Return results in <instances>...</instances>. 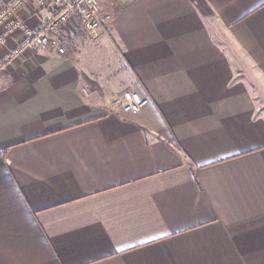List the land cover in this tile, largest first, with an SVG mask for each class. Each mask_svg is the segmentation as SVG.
<instances>
[{
	"label": "crops",
	"instance_id": "obj_1",
	"mask_svg": "<svg viewBox=\"0 0 264 264\" xmlns=\"http://www.w3.org/2000/svg\"><path fill=\"white\" fill-rule=\"evenodd\" d=\"M98 1L0 71V264H264V0Z\"/></svg>",
	"mask_w": 264,
	"mask_h": 264
},
{
	"label": "built area",
	"instance_id": "obj_2",
	"mask_svg": "<svg viewBox=\"0 0 264 264\" xmlns=\"http://www.w3.org/2000/svg\"><path fill=\"white\" fill-rule=\"evenodd\" d=\"M29 0H9L0 7V71L14 60L26 55H34L46 50L58 55L65 54L66 28L73 22L92 41L98 40L110 23V17L104 15L98 0H46L41 8L49 11L46 20H38L30 25L19 16L21 9ZM78 20V22H77ZM20 35V39H16ZM148 99L136 92L123 95L121 112L136 114L147 104Z\"/></svg>",
	"mask_w": 264,
	"mask_h": 264
},
{
	"label": "rangeland",
	"instance_id": "obj_3",
	"mask_svg": "<svg viewBox=\"0 0 264 264\" xmlns=\"http://www.w3.org/2000/svg\"><path fill=\"white\" fill-rule=\"evenodd\" d=\"M111 21V20H110ZM219 37H220V35H219ZM225 38V37H224ZM226 39V38H225ZM224 39V40H225ZM226 40H228V41H231V40H229V39H226ZM229 44H230V42H229ZM235 51V50H234ZM263 100V101H262ZM261 100V103H262V111H263V115H264V98Z\"/></svg>",
	"mask_w": 264,
	"mask_h": 264
},
{
	"label": "trees",
	"instance_id": "obj_4",
	"mask_svg": "<svg viewBox=\"0 0 264 264\" xmlns=\"http://www.w3.org/2000/svg\"><path fill=\"white\" fill-rule=\"evenodd\" d=\"M77 22H78V20H77ZM80 25H79V22H78V24H77V27H79Z\"/></svg>",
	"mask_w": 264,
	"mask_h": 264
}]
</instances>
